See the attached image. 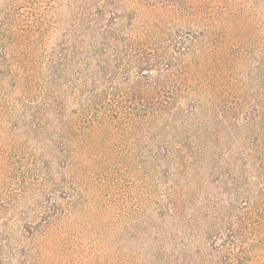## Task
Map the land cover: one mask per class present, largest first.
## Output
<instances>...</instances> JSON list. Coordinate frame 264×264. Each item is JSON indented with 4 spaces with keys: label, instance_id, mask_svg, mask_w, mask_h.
I'll return each instance as SVG.
<instances>
[{
    "label": "trees",
    "instance_id": "16d2710c",
    "mask_svg": "<svg viewBox=\"0 0 264 264\" xmlns=\"http://www.w3.org/2000/svg\"><path fill=\"white\" fill-rule=\"evenodd\" d=\"M4 190L0 264H264V0H0Z\"/></svg>",
    "mask_w": 264,
    "mask_h": 264
},
{
    "label": "rangeland",
    "instance_id": "374dc122",
    "mask_svg": "<svg viewBox=\"0 0 264 264\" xmlns=\"http://www.w3.org/2000/svg\"><path fill=\"white\" fill-rule=\"evenodd\" d=\"M10 186L11 184H9L8 187ZM13 196L14 195L12 194V197ZM9 200H11V198L8 196L6 190L0 193V205H2V208L0 209V258L2 260H4V258L9 255L12 256L15 249H23L25 243H27L28 240L25 233H23L22 236H17V234H15L11 229V222L9 221V217H11V211H13L14 207L21 209L22 204L19 200L18 202H11L13 205H9ZM17 233L21 235L20 232ZM16 258H18V255L12 257V263Z\"/></svg>",
    "mask_w": 264,
    "mask_h": 264
}]
</instances>
